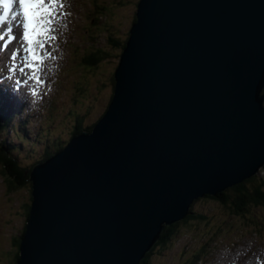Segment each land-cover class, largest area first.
I'll return each instance as SVG.
<instances>
[{"label":"water","instance_id":"obj_1","mask_svg":"<svg viewBox=\"0 0 264 264\" xmlns=\"http://www.w3.org/2000/svg\"><path fill=\"white\" fill-rule=\"evenodd\" d=\"M137 17L106 115L30 174L17 264H141L264 163V0H141Z\"/></svg>","mask_w":264,"mask_h":264},{"label":"rangeland","instance_id":"obj_2","mask_svg":"<svg viewBox=\"0 0 264 264\" xmlns=\"http://www.w3.org/2000/svg\"><path fill=\"white\" fill-rule=\"evenodd\" d=\"M63 2L65 7L53 19L54 39L47 40L43 49L47 56L42 67L44 73L40 69L36 75L40 77L39 82L33 78L38 83L35 88L30 87V82L25 85L29 104L26 106L24 101V107L14 118L28 122L25 130L30 132L29 136L20 123L13 122V128L8 131H3L0 123V140L8 138L17 146L14 155L24 166H33L48 158H40L47 146L45 139L61 138L66 144L81 121L82 131L90 130L86 127L93 125L92 131L93 123L106 115L115 94L114 78L124 52L121 46L129 39L140 0ZM117 40L121 42L119 48L113 45ZM17 45L14 42L13 47L17 49ZM93 47L109 51L111 57L95 66L87 64L84 58ZM0 53V85L6 88L0 103L15 105L17 101L6 92L14 93L12 81L17 82L19 78L9 74L11 64L7 62L6 51L0 49ZM78 114L82 116L79 123ZM23 135L27 138L23 139ZM12 168L0 165V264H16L18 239L26 227L28 205L34 198L32 185L13 187L10 184L4 170ZM196 202L192 209L206 213L210 221L194 218L179 222L180 230L173 242L156 245L150 264H188L204 245L209 246L197 264H250L255 257L254 264H264V207L250 209L256 218L251 213L234 214L229 205L216 198H200ZM254 218L260 221V226Z\"/></svg>","mask_w":264,"mask_h":264},{"label":"trees","instance_id":"obj_3","mask_svg":"<svg viewBox=\"0 0 264 264\" xmlns=\"http://www.w3.org/2000/svg\"><path fill=\"white\" fill-rule=\"evenodd\" d=\"M101 10H104V8ZM137 18L138 17L136 15L135 21L137 20ZM111 37L114 38L113 36ZM111 40L113 41L114 39H111ZM120 44L121 42L118 40L116 41V43L115 42L113 43V45L116 46L117 48L120 47ZM126 46H127V41L122 43V46H121L122 51L125 50ZM110 57H111V53L109 51L106 52L104 49L93 47L91 51H89L88 55L84 58V60L87 64H91L92 66H95L97 64H100L104 60L109 59ZM114 84L116 87V76L114 78ZM114 95L115 94H113L112 97H114ZM13 114L14 112L7 111L6 109H0V123L2 125L3 131H8V130H11V128H13ZM81 119H82V116L78 114L77 123H79ZM96 123L97 122L93 124L96 125ZM25 124L27 123L23 122L20 124V125H23L24 132L26 131L25 130L26 128L28 129V127ZM92 126L90 125L86 128L91 130L93 128ZM83 127H84V123L83 121H81L75 127L73 131V135L79 134L80 132H82ZM26 132H27V135L29 136V131H26ZM22 138L25 139L27 137L23 135ZM69 141L70 140H68L67 143ZM44 142L47 146L45 150L43 151L42 155H40V158L42 156L43 159L52 156L54 152H56L57 150H61L67 144V143L65 144V140L61 138H53V139L47 138L44 140ZM15 149L18 150L17 146L12 145L8 138H3V140H0V165L6 166L7 168L13 167L12 170L3 169L4 173L7 175L8 181H11L10 184L13 187L28 186V185H32L33 187V183L30 181V173L27 174L26 171L28 168L32 170L35 163L33 164V166H24L21 163H19V157L14 155ZM206 198H212V197L206 195ZM213 198H216L220 200L221 202H223L224 204L229 205V207L231 208L234 214H237L240 216H247L249 213H251L253 217L257 218L256 214L252 213L250 209L257 208V207H261V208L264 207V169L261 172H259L257 175H253L245 179L244 181L232 187H229L228 189L224 190L222 193L214 196ZM31 206H32V203L28 205V212H27L28 221H29L30 214H31ZM194 218L198 220L204 219L207 222L210 221V218L206 213H200V212L198 213L196 212V210H194L193 214L191 213L189 216H187L183 220L184 222H188L189 220L194 219ZM255 220L257 221L258 226H260V221L257 219ZM28 221H27L26 227L23 230V234L21 235L20 239H18V245L20 246H21L22 239L27 232ZM179 226H180L179 222L175 224H170L169 226L166 225L156 245L165 246L169 244L171 241H173L174 237L177 235V233L180 230ZM260 229H262V227H260ZM208 246L209 245H204V247L198 253H194L193 257L188 262V264H197L199 259L203 256L204 251L206 250ZM152 254H153V250L146 255L145 259L142 260L141 264H150V261H151L150 257ZM20 256H21V251L19 248L18 252L16 253V264L19 261Z\"/></svg>","mask_w":264,"mask_h":264},{"label":"snow or ice","instance_id":"obj_4","mask_svg":"<svg viewBox=\"0 0 264 264\" xmlns=\"http://www.w3.org/2000/svg\"><path fill=\"white\" fill-rule=\"evenodd\" d=\"M17 4L19 8L14 12L13 8ZM0 7L3 8V12L0 14V23L7 21L10 15L13 20L17 16L23 17L22 39L26 47L23 48L25 63L20 71L23 72L27 68L31 69L33 73L38 72L39 65L44 60L42 50L46 48V41L54 39L51 35L53 18L58 15L59 9L65 7L63 0H0ZM12 31V27L9 26L7 32L12 33ZM0 39L3 37L0 36ZM15 39L14 35L11 36L9 43ZM3 47L6 49L7 44ZM19 54L17 49L12 53L11 59L16 60ZM33 78L40 81L39 76L34 75Z\"/></svg>","mask_w":264,"mask_h":264},{"label":"bare ground","instance_id":"obj_5","mask_svg":"<svg viewBox=\"0 0 264 264\" xmlns=\"http://www.w3.org/2000/svg\"><path fill=\"white\" fill-rule=\"evenodd\" d=\"M54 19V18H53ZM22 22H20V20L18 19V17L16 18V20L14 21V29H13V33L15 34V37H16V39L14 40V41H11L10 43H9V34H5L4 32H5V30H6V26H3L1 29H0V32H2L0 35L3 37V41L0 39V49L1 50H5L6 51V53L7 52H10L8 55H7V57H8V63L9 64H11V66H10V70H9V74H14V75H16L17 76V78H19L18 79V81L17 82H13L12 80V83L14 84V93H10L11 94V98L14 100V101H20V100H23V101H25L26 102V106L29 104V102H28V96H27V93H26V90L24 89V87H25V85L28 83V82H30V87H33V88H35L36 86H37V82L33 79V76L35 75H37L38 74V72L40 71V69H41V73H44V71H43V63L41 64V65H39V71L38 72H36V73H33V71L31 70V69H27V68H25L24 69V71L23 72H21L20 71V68L21 67H23L24 66V63H25V61H24V56H25V53H24V51H23V48L24 47H26V44H25V42L23 41V39H22V37H21V34H20V31H17V28L18 27H21V28H23L22 27ZM5 34V35H4ZM130 34H131V32H130ZM130 37V36H129ZM14 42H16V43H18V49H19V52H20V54H19V56L17 57V59L16 60H12L11 59V56H12V53L14 52V51H16L17 49L16 48H14L13 47V45H14ZM47 42V41H46ZM5 44H7V48L5 49L3 46L5 45ZM38 51H39V49H38ZM43 51V50H42ZM48 52H49V49H48ZM43 54H44V52H43ZM0 58H2V55H1V53H0ZM46 61H47V56L44 54V60H43V62H44V64H46ZM3 66V65H2ZM33 79V80H32ZM11 91H12V89H10ZM264 93V86H263V88H262V90H261V94H263ZM263 105H264V100H263ZM109 110V109H108ZM30 133V132H29ZM264 169V163H263V165L259 168V172H261L262 170ZM258 172V173H259ZM227 189V188H226ZM225 189V190H226ZM200 198H206V196L204 195L203 197H197L196 198V200H195V202L197 201L198 202V200L200 199ZM194 202V203H195ZM197 202H196V204H197ZM194 205V204H193ZM193 214L194 213V210H192L191 209V211H190V213H189V215L190 214ZM188 215V216H189ZM182 221V220H181ZM163 232V231H162ZM160 237H161V235H160ZM173 242V241H172ZM158 243V242H157ZM171 244V242L168 244V245H170ZM257 261V257H255L254 259H252L251 261H250V264H254L255 262Z\"/></svg>","mask_w":264,"mask_h":264},{"label":"clouds","instance_id":"obj_6","mask_svg":"<svg viewBox=\"0 0 264 264\" xmlns=\"http://www.w3.org/2000/svg\"><path fill=\"white\" fill-rule=\"evenodd\" d=\"M140 1H141V0H140ZM139 3H140V2H139ZM138 8H139V7H138ZM137 13H138V12H137ZM136 21H137V20H136ZM136 21H135V22H136ZM135 22H134V23H135ZM127 41H128V40H127ZM4 105H5V104H4ZM15 106H16V105H15ZM0 109H1V108H0ZM18 110H19V109H18ZM8 111H11V112H14V113L17 114L20 110H19V111H16V110L13 111V109L9 108ZM56 152H57V151H56ZM39 162H40V161H39ZM39 162H37V163H39ZM37 163H36V164H37ZM36 164H35V165H36ZM33 168H34V167H33ZM32 170H33V169H32ZM26 172H27V171H26ZM31 172H32V171H31ZM27 174H29V172H28ZM30 174H31V173H30ZM257 174H258V173H257ZM257 174H256V175H257ZM31 207H32V206H31ZM192 207H193V206H192ZM21 244H22V243H21ZM155 246H156V245H155ZM155 246H154V247H155ZM153 249H154V248H153ZM153 249H152V250H153ZM152 250H151V251H152ZM20 251H21V246H20ZM151 251H150V252H151Z\"/></svg>","mask_w":264,"mask_h":264}]
</instances>
